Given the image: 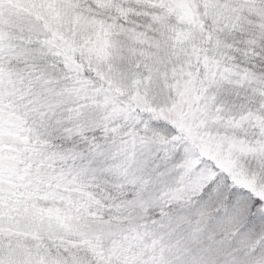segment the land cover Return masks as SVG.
Masks as SVG:
<instances>
[{
	"label": "snow or ice",
	"instance_id": "1",
	"mask_svg": "<svg viewBox=\"0 0 264 264\" xmlns=\"http://www.w3.org/2000/svg\"><path fill=\"white\" fill-rule=\"evenodd\" d=\"M0 264H264V0H0Z\"/></svg>",
	"mask_w": 264,
	"mask_h": 264
}]
</instances>
